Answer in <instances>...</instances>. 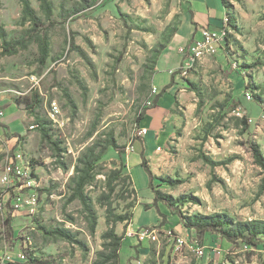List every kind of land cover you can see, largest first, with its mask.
Instances as JSON below:
<instances>
[{"label":"rangeland","instance_id":"rangeland-1","mask_svg":"<svg viewBox=\"0 0 264 264\" xmlns=\"http://www.w3.org/2000/svg\"><path fill=\"white\" fill-rule=\"evenodd\" d=\"M27 1L38 27L22 0H0V264H27L25 250L34 264H264V235L256 245L232 243L186 227L217 214L228 229L264 222L254 150L264 159V0H225L227 45L185 77L192 98L148 162L170 214L157 240L134 239L132 251L124 241L136 230L139 197L124 179L125 157L154 95L157 50L181 25L184 0H48L49 16L41 0ZM27 30L26 48L7 54L4 42ZM113 236L124 239L118 251Z\"/></svg>","mask_w":264,"mask_h":264},{"label":"crops","instance_id":"crops-1","mask_svg":"<svg viewBox=\"0 0 264 264\" xmlns=\"http://www.w3.org/2000/svg\"><path fill=\"white\" fill-rule=\"evenodd\" d=\"M184 7L181 25L156 61L152 77L156 94L152 96V101L156 96L158 98L141 122V127L148 131L144 137L134 142L132 150L125 157L126 172L132 178L139 197L133 218L136 228L159 224L162 218L158 211L164 216L170 214L163 202L154 205L155 194L150 188V178L142 166V154L144 153L148 162L157 157L160 152L158 149L164 147L173 135L174 128L178 126V110L192 98L190 82L178 76L186 62L181 48L189 45L194 38H200L203 26L219 28L227 13L223 0H184ZM145 205L151 208L147 210ZM124 243L129 248L136 245L134 238L127 239Z\"/></svg>","mask_w":264,"mask_h":264},{"label":"trees","instance_id":"trees-1","mask_svg":"<svg viewBox=\"0 0 264 264\" xmlns=\"http://www.w3.org/2000/svg\"><path fill=\"white\" fill-rule=\"evenodd\" d=\"M41 1H42V9L49 16L51 14V9H50V5H49L48 0H41ZM223 3L227 9V2L225 0H223ZM22 4H23L24 17L28 18L29 21L35 25V27H38L39 25L36 23L38 19L35 15L33 8L31 7L30 3L27 0H22ZM230 25H232V22L230 23ZM176 31H174L170 35V38L166 44H164L158 48L157 59L160 56V54L162 53V51L167 47L168 43L170 42L172 37L175 35ZM31 33H32L31 30H27L20 38L13 39L10 42H4L2 48L5 49V52L7 54L13 53L14 51H16L17 48H26V43L28 42L26 36L27 35L31 36ZM31 37H33V36H31ZM39 46H40V52H41L40 63L42 65H44L48 59V56H49V43L47 41L46 36H43L42 38L39 39ZM157 98L158 97L156 96V98L153 101L154 103L157 101ZM21 103L22 102L18 101V104H21ZM28 107L31 108L33 106L28 104ZM149 109H150V107H147V108H144L140 112L139 117L137 119L138 124H141L142 120L145 118L146 113ZM141 138L142 137L136 135V138L134 140L136 141V140H139ZM114 147L116 149H118V151H120L121 153H125L124 148L118 147L116 145ZM254 150H255L256 161L261 166L264 167V159L262 158L260 151L257 148H255ZM142 166L144 167L146 173L148 174V176L150 178V188L152 189V191L155 194L154 205L158 204L159 202H163L167 206L171 207L172 203H170V201L165 196L163 197L162 194L159 192V190L155 189V186H154L155 177H154V174L149 167L148 161H147L144 153L142 154ZM125 170H126V168H125ZM124 179L125 180L131 179V181H132V178L130 177L129 174L124 176ZM132 183H133V181H132ZM145 207L147 210H149L151 208L149 205H145ZM158 213H159L160 217L162 218V221L160 222V224H163L164 220H165V216L159 211H158ZM226 221H227L226 216H222L219 214L214 215V216H210V217H195V218L188 220V222L186 223V225H187L186 227L188 229H195L200 233H206V232L219 233L224 239H226L232 243H237L238 240H242L243 242H246L248 244L256 245V243L258 241V237L260 235H264V222L254 221V222H251L249 224H241V225L239 224L234 229H228L227 228V222L228 221L227 222ZM11 222H12L11 218H8L5 224H6L7 228L9 229V232L12 234V232L10 231ZM52 235H56V236H60V237H66L67 233H65L64 231H61V230H55L52 232ZM113 240L116 244V248H117L116 250L118 251L121 248V245L123 244L124 239L122 237L113 236ZM25 254H26V256H28L27 264H29V263L34 264V261H36V260L33 257V254L31 252H29L28 250L27 251L25 250ZM115 256L117 257V253ZM15 264H19V263H15Z\"/></svg>","mask_w":264,"mask_h":264},{"label":"built area","instance_id":"built-area-1","mask_svg":"<svg viewBox=\"0 0 264 264\" xmlns=\"http://www.w3.org/2000/svg\"><path fill=\"white\" fill-rule=\"evenodd\" d=\"M230 25V18L228 15H225L223 18L222 25L219 28H211L210 26H203L200 29V38H194V40L187 46L181 48V53L185 56L186 62L183 64L182 68L178 72L180 78H185L189 72L192 70L193 66L200 61H203L205 58L216 56L221 50L225 49L224 47L228 42V26ZM154 90V95L156 90ZM153 101L150 100L149 107L152 106ZM5 106L3 103L2 96L0 94V119L5 115ZM50 112L53 116L60 112L59 106L56 102H52L50 105ZM147 128L140 127L137 131V135L144 137L147 133ZM161 151V148L158 149ZM22 159V155L18 154L16 160L19 161ZM11 167L8 169V173L3 176L2 181L4 183H10L12 181L10 177V172L12 171ZM21 174V172H19ZM160 234V229L158 225L153 226H144L136 228V230L129 233V237L134 238L137 242L144 241H155ZM185 241L179 239V243L183 244ZM25 256H22L24 259Z\"/></svg>","mask_w":264,"mask_h":264}]
</instances>
